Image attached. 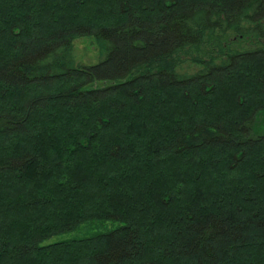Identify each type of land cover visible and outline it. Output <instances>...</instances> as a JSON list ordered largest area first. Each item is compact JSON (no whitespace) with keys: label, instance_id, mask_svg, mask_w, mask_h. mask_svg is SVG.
<instances>
[{"label":"trees","instance_id":"obj_1","mask_svg":"<svg viewBox=\"0 0 264 264\" xmlns=\"http://www.w3.org/2000/svg\"><path fill=\"white\" fill-rule=\"evenodd\" d=\"M262 116L264 0H0V264H264Z\"/></svg>","mask_w":264,"mask_h":264},{"label":"rangeland","instance_id":"obj_2","mask_svg":"<svg viewBox=\"0 0 264 264\" xmlns=\"http://www.w3.org/2000/svg\"><path fill=\"white\" fill-rule=\"evenodd\" d=\"M248 45L249 43L244 44L247 49H251L252 47H248ZM72 53L75 63L80 65H96L103 59V57L100 56L96 45L93 43V37L91 36L75 40L73 43ZM196 70H198V67L190 62L182 64L179 69L180 72L189 74L195 72ZM257 127L260 132H264V116L257 120ZM121 225L123 224L115 221H108L102 226L96 224H81L75 230L53 236L43 241L40 243V246H47L69 240L91 238L95 235L112 231Z\"/></svg>","mask_w":264,"mask_h":264}]
</instances>
